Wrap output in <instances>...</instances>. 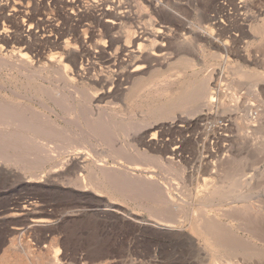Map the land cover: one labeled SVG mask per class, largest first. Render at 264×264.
Returning <instances> with one entry per match:
<instances>
[{
  "label": "rangeland",
  "instance_id": "obj_1",
  "mask_svg": "<svg viewBox=\"0 0 264 264\" xmlns=\"http://www.w3.org/2000/svg\"><path fill=\"white\" fill-rule=\"evenodd\" d=\"M99 1L0 0V257L14 244L27 246L43 264L57 247L63 262L75 264H264V0H121L123 19L113 28ZM142 30L152 35L145 50L166 55L124 79L130 90L100 103L105 114L96 117L88 95L103 87L106 56L119 50L109 51L110 39ZM19 51L36 71L46 66L45 76L9 70L5 61ZM88 52L94 53L93 73L77 77L66 57L86 65ZM57 62L69 65L54 72L49 67ZM205 82L213 88L210 106L195 97ZM75 90L82 93L78 100ZM16 106V126L6 129ZM71 148L85 159L83 171L68 165L76 152ZM96 163L125 166L142 182L131 187L121 174L103 179ZM78 171L88 183L85 192L64 174ZM146 177L173 203L144 183ZM30 202L32 212L22 209ZM198 216L217 218V227L199 226ZM161 221H176V229H162Z\"/></svg>",
  "mask_w": 264,
  "mask_h": 264
},
{
  "label": "bare ground",
  "instance_id": "obj_2",
  "mask_svg": "<svg viewBox=\"0 0 264 264\" xmlns=\"http://www.w3.org/2000/svg\"><path fill=\"white\" fill-rule=\"evenodd\" d=\"M99 2H101L102 4H103V6H105V11H104V16L106 17V18H108L107 19V23L109 24V26H111L112 28L113 27H115L116 25H117V22L119 21V20H121V19H123L122 17V14H123V11H122V8H121V6H120V2H121V0H101V1H99ZM122 5V4H121ZM102 6V5H101ZM103 9V10H104ZM130 15V14H129ZM214 20V19H213ZM110 27V28H111ZM112 30V29H111ZM140 30V29H139ZM261 31V30H260ZM30 32V29H28V33ZM150 35H151V33H150V31L149 30H142V31H140V32H135V33H133L132 35L131 34H127L125 37H123V36H118L116 39H113V37H112V39H110V44H109V46H108V49H109V51L110 50H112V48L116 45L117 47H118V52H117V54H115V56H113V55H111L110 53H109V55L108 56H106L105 58H106V60H105V63L107 64V67H106V69H107V77H106V79H104L103 80V82H104V85H103V87L100 89V91L99 92H94V93H90V96L88 95V97H89V100H88V104L91 106L92 104H94L95 105V109H96V117H100L103 113L101 112V110H100V103H102L104 100H106V99H108V98H110V96H112L113 95V93L114 92H116L117 90H119V92H123V93H126V92H128L129 90H130V88L131 87H129L128 86V83H122V81L125 79H129V77H131L132 75H137V73L138 72H140V71H142L143 69H145V68H147V66H148V64L151 62V61H154V60H152V58H163L164 57V55H166L165 53H164V49H160V51H158V52H156V50H155V52L152 50V49H150V50H148V51H146L145 50V48H144V44L143 43H145V42H147L149 39H150ZM152 36V35H151ZM210 36V35H209ZM123 39H125V41L122 43V40ZM183 40V39H182ZM63 45V44H62ZM61 45V46H62ZM104 47H106V46H104ZM100 49V48H99ZM107 50V49H106ZM30 51V50H29ZM72 51V50H71ZM100 52H106L103 48L102 49H100L99 50ZM108 51V50H107ZM21 52L19 51V54H12V55H10V58L8 59V60H6L5 61V63H4V65L5 66H7V67H9L10 69L9 70H12V71H14V72H16V73H18L19 75L21 74V75H24V76H28V77H34V76H38V77H41V76H43V75H41L43 72L41 71V70H45V68H46V66H45V68H39V69H41V70H39V71H36L35 70V67H34V65H33V63L29 60V58L27 57V55L25 54V53H21ZM96 53V52H95ZM106 54H108V53H106ZM97 55V54H96ZM98 55H99V53H98ZM104 56V55H103ZM87 57H88V59H87V63L88 64H84V58L82 59V57L80 58V60H83V61H78V58H77V56H75V55H67V57H66V62H68V63H70L71 64V66H72V68H73V70H74V74L77 76V77H80L81 76V74H83V71L85 72V71H87L89 68H88V65L89 64H91L92 66H94V64H95V62H94V53H91V52H88V54H87ZM98 57V59H99V56H97ZM73 59L72 61H70V59ZM103 58V57H102ZM101 57H100V59H102ZM104 59V58H103ZM4 61V60H3ZM156 61V60H155ZM179 62V61H178ZM181 62V61H180ZM97 63V62H96ZM100 64V63H99ZM151 64V63H150ZM156 64V63H155ZM191 64V63H190ZM69 65V64H68ZM68 65H65V63H62V62H57V63H54V64H52L51 65V67H49L50 69H52V70H54V72H58V73H60L61 71H62V68H66ZM96 65V64H95ZM103 65H105V64H103ZM150 66V65H149ZM42 67V66H41ZM96 67V66H95ZM149 68V67H148ZM190 68V67H189ZM4 69V68H3ZM93 68H91V70H92ZM95 69V68H94ZM97 69V68H96ZM150 69V68H149ZM148 69V70H149ZM47 70V69H46ZM91 70H88V72L89 71H91ZM51 71V70H50ZM146 71V70H145ZM46 72V71H45ZM53 72V71H52ZM51 72V73H52ZM53 72V73H54ZM92 72V71H91ZM90 73V72H89ZM93 73V72H92ZM145 73L146 72H144V75H145ZM49 74V73H48ZM47 74V75H48ZM86 74V73H85ZM140 75L142 74V73H139ZM56 75V74H55ZM103 75V74H102ZM23 76V77H24ZM45 76V75H44ZM50 77V76H49ZM49 77H48V79H49ZM14 78V77H13ZM64 78V77H63ZM62 78V79H63ZM101 78H102V76H101ZM26 79V78H25ZM43 79H45V78H43ZM47 79V78H46ZM136 79H137V77H136ZM205 79V78H204ZM38 80V79H37ZM102 79H99V81H101ZM30 81H31V79H30ZM49 81V80H48ZM134 81V80H133ZM35 82V81H34ZM42 82V81H41ZM40 82V83H41ZM45 82V81H44ZM51 82V81H50ZM50 82H48V83H50ZM64 82V81H63ZM97 82V81H96ZM129 82V81H128ZM193 82V81H192ZM35 83H38V82H35ZM93 83H95V81L93 82ZM92 83V84H93ZM43 84V83H42ZM95 84H97V83H95ZM41 85V84H40ZM69 85V84H68ZM49 87V86H48ZM67 87V86H66ZM210 86L208 85V82L206 83H203L202 85H201V87L200 86H198L196 89H198V92H196L195 93V97H196V99H198V101L200 100H203V104L204 105H206V106H210V104H212V94H211V91H212V89L211 88H209ZM52 88V87H51ZM72 88V87H71ZM70 88V89H71ZM75 88V87H74ZM70 89H68V91L70 90ZM191 89H192V91H193V88L191 87ZM44 90H47V88L46 89H44ZM57 90V89H56ZM65 90V89H64ZM73 90V89H72ZM71 90V91H72ZM121 90V91H120ZM59 91V90H58ZM60 92V91H59ZM80 92V91H79ZM77 90H75V91H73V93L72 92H70V93H72V94H74L75 96L74 97H76V96H82V93L80 94ZM84 92V91H83ZM85 92H87V91H85ZM121 92V93H122ZM13 93V92H12ZM52 93V92H51ZM56 93V92H55ZM55 93H54V97H55ZM62 93V92H61ZM89 93V92H88ZM183 93V92H182ZM45 94V93H44ZM65 94V93H64ZM85 94V93H84ZM46 95H48V94H46ZM57 95V94H56ZM61 95H63V93L61 94ZM67 95V94H66ZM70 95V94H69ZM174 95V94H173ZM58 96V95H57ZM57 96H56V98H57ZM72 96V95H71ZM70 96V97H71ZM191 97V96H190ZM55 98V99H56ZM59 98V97H58ZM78 98H80V97H78ZM183 98V97H182ZM70 100V98H67L66 100ZM73 98H71V100H72ZM76 99H77V97H76ZM85 99V98H84ZM63 100V99H62ZM65 100V101H66ZM70 100V101H71ZM74 100V99H73ZM78 100V99H77ZM79 100H83V99H79ZM6 101V100H5ZM68 102V101H67ZM67 102H64V103H67ZM83 102H86V101H84L83 100ZM82 102V103H83ZM109 102V101H108ZM107 102V103H108ZM59 103V102H58ZM63 103V104H64ZM86 103V105L88 106V104ZM175 103V102H174ZM54 104H56V102L54 103ZM74 104V103H73ZM114 104V103H113ZM176 104V103H175ZM190 104V103H189ZM188 104V105H189ZM21 105V104H20ZM19 105V106H20ZM60 105V104H59ZM62 105V104H61ZM67 105V104H66ZM75 105V104H74ZM83 105V104H82ZM115 105V104H114ZM7 106V105H6ZM45 106V105H44ZM64 106H65V104H64ZM69 106H70V104H69ZM84 106V105H83ZM83 106H81L80 105V107H83ZM89 106V107H90ZM102 106V105H101ZM192 106V105H191ZM205 106V107H206ZM63 107V106H62ZM72 108H73V105L71 106ZM92 107V106H91ZM103 107V106H102ZM13 108V107H12ZM11 108V110L9 111V112H11L12 113V122L10 123V122H8L7 123V127H6V129H8V127L10 126H16V123L15 122H13L14 121V117H13V115L15 114L14 112H16L17 110H19L21 107H19V108H17V106H16V108L14 107L13 109ZM70 108V107H69ZM75 108V107H74ZM94 108V107H93ZM179 108V107H178ZM4 109H5V107H4ZM29 109V108H28ZM31 109V108H30ZM50 109V108H49ZM61 109V108H60ZM64 109V108H63ZM65 109H68V108H65ZM64 109V110H65ZM83 109H84V107H83ZM94 109V110H95ZM106 109V108H105ZM168 109H170L171 110V108H168ZM23 110H24V112H25V110L26 109H24L23 108ZM169 110V111H170ZM5 111V110H4ZM21 111V110H20ZM86 111V110H85ZM167 111V110H166ZM27 112V111H26ZM26 112H25V115H26ZM66 112H67V110H66ZM73 112V111H72ZM71 112V113H72ZM76 112V111H75ZM10 113V114H11ZM78 113V112H77ZM107 113V112H106ZM256 113V112H255ZM260 113V112H259ZM34 114H36V113H34ZM33 114V115H34ZM39 114V113H38ZM42 114H43V112H42ZM73 114V113H72ZM92 114L94 115V113L92 112ZM105 114V113H104ZM103 114V115H104ZM112 114H115V115H117L118 113H112ZM112 114H110V115H112ZM169 114V113H168ZM28 115V114H27ZM44 115V114H43ZM42 115V116H43ZM67 115V114H66ZM74 115V114H73ZM83 115V114H82ZM92 115V116H93ZM119 116H120V114H118ZM118 115H117V117H118ZM255 115V114H254ZM5 116V115H4ZM8 116V115H7ZM9 116V117H10ZM14 116H16V115H14ZM40 116V115H39ZM42 116L40 117V118H42ZM91 116V117H92ZM113 116V115H112ZM6 117V116H5ZM74 117V116H73ZM76 118H77V116H75ZM85 117V116H84ZM87 117V116H86ZM90 117V118H91ZM108 117V116H107ZM114 117V116H113ZM121 117V116H120ZM253 117V116H252ZM17 118H18V115H17ZM24 118V117H23ZM76 118H73V119H76ZM89 118V119H90ZM95 118V117H94ZM6 119V118H5ZM37 119V121H39L38 120V118H36ZM35 119V120H36ZM88 119V118H87ZM254 119V118H253ZM45 120V119H44ZM49 120V119H48ZM47 120V121H48ZM94 120H96V119H94ZM101 120V119H100ZM252 120V119H251ZM259 120V119H258ZM8 121V120H7ZM6 121V122H7ZM18 121V120H17ZM30 121V120H29ZM36 121V122H37ZM41 121V120H40ZM42 121H43V119H42ZM50 121V120H49ZM48 121V122H49ZM77 121H78V119H77ZM88 121V120H87ZM90 121H92L93 122V120H90ZM97 121V120H96ZM95 121V122H96ZM111 121V120H110ZM20 121H18V123H19ZM35 122V121H34ZM46 122V120L43 122V123H45ZM74 122V121H73ZM73 122H72V124H73ZM75 122H76V120H75ZM100 122H102V121H100ZM99 122V123H100ZM17 123V124H18ZM43 123H42V125H43ZM47 123V122H46ZM51 123H52V121H51ZM55 123V122H54ZM54 123H53V126H55L54 125ZM99 123H97V124H99ZM129 123V122H128ZM20 124V123H19ZM79 124V123H78ZM91 124V123H90ZM88 125V126H92V125ZM93 124V123H92ZM101 124V123H100ZM104 124H108V123H104ZM259 124V123H258ZM261 124V123H260ZM38 125V124H37ZM46 125H48V124H46ZM45 125V126H46ZM96 125V124H95ZM103 125V124H102ZM111 125V124H110ZM114 125V124H113ZM113 125H111V126H113ZM120 125H121V123H120ZM12 126V127H13ZM18 126V125H17ZM22 126H24V125H22ZM26 126V125H25ZM36 126V125H35ZM57 126V125H56ZM75 126V125H74ZM119 126V125H118ZM261 125H259V127H260ZM19 127V126H18ZM20 127H21V125H20ZM19 127V128H20ZM31 127V126H30ZM29 127V128H30ZM41 126H39V128H40ZM115 127V126H114ZM121 127V126H120ZM119 127V128H120ZM142 127V126H141ZM258 127V128H259ZM261 127H263L264 128V126H263V124H262V126ZM24 128V127H23ZM43 128H44V126H43ZM60 128V127H59ZM106 128V127H105ZM108 128V127H107ZM130 128V127H129ZM143 128V127H142ZM1 129V128H0ZM31 129H32V127H31ZM34 129H36V127L34 128ZM55 129V128H54ZM109 129V128H108ZM115 129V128H114ZM132 129V128H131ZM14 130V129H13ZM37 130V129H36ZM40 130H41V128H40ZM90 130V129H89ZM112 130V129H111ZM110 130V131H111ZM133 130V129H132ZM136 130V129H135ZM147 130V129H146ZM253 130V129H252ZM6 131V130H5ZM8 131V130H7ZM34 131V130H33ZM45 131H47V130H45ZM62 131V130H61ZM113 131V130H112ZM119 131H120V129H119ZM131 131V130H130ZM134 131V130H133ZM15 132V131H14ZM24 132V131H23ZM28 132V131H27ZM38 132V131H37ZM42 132V131H41ZM48 132V131H47ZM109 132V131H108ZM125 132H127V131H125ZM132 132V131H131ZM136 132H138V131H136ZM136 132L134 131V133L136 134ZM144 132H145V129H144ZM22 133V132H21ZM20 133V134H21ZM43 133V132H42ZM54 133H56V132H54ZM113 133H114V131H113ZM6 134V133H5ZM16 134V133H15ZM34 134H36V133H34ZM37 134H39V133H37ZM45 134V133H44ZM43 134V135H44ZM50 134V133H49ZM48 134V135H49ZM52 134V133H51ZM50 134V135H51ZM83 134V133H82ZM107 134H109V133H107ZM115 134H117V133H115ZM114 134V135H115ZM132 134V133H131ZM156 134V133H155ZM262 134V133H261ZM264 134V133H263ZM10 135H11V132H10ZM30 135H31V133H30ZM42 135V134H41ZM42 135V136H43ZM47 135V134H46ZM92 135V134H91ZM101 135V134H100ZM113 135V134H112ZM133 135V134H132ZM18 136V135H17ZM16 136V137H17ZM23 135H21V138H23L22 137ZM29 136V135H28ZM27 136V137H28ZM34 136V135H33ZM53 136V135H52ZM63 136V135H62ZM64 136H65V134H64ZM102 136V135H101ZM134 136H136V135H134ZM12 137V136H11ZM19 137V136H18ZM17 137V138H18ZM25 137V136H24ZM29 137H31V136H29ZM51 137V136H50ZM49 137V138H50ZM55 137V136H54ZM107 137V136H106ZM1 138V137H0ZM6 138V137H5ZM4 138V139H5ZM15 138V137H14ZM16 138V139H17ZM77 138V137H76ZM86 138V137H85ZM96 138H97V136H96ZM138 138V137H137ZM142 138V137H141ZM261 138V137H260ZM15 139V140H16ZM30 139V138H29ZM107 139V138H106ZM133 139V138H132ZM135 139V138H134ZM133 139V140H134ZM144 139V138H143ZM154 139V138H153ZM6 140V139H5ZM15 140H13V141H15ZM17 140H19V138L17 139ZM22 140H25L26 141V139H22ZM60 140V139H59ZM95 140V139H94ZM155 140V139H154ZM7 141V140H6ZM13 141H12V143H10V146H11V144H13ZM21 141V140H20ZM33 141V140H32ZM32 141H30L31 143H32ZM36 141V140H35ZM43 141V140H42ZM34 142V141H33ZM40 142V141H39ZM107 142V141H106ZM148 142H150L149 140H148ZM148 142H147V145L149 146V144H148ZM5 143V142H4ZM3 143V144H4ZM29 143V142H28ZM36 143V142H35ZM41 143V142H40ZM43 143V142H42ZM79 143V142H78ZM82 142H80V144H81ZM153 143V142H152ZM156 143V142H155ZM260 143V142H259ZM264 143V142H263ZM2 144V143H1ZM16 144V143H15ZM75 144V143H74ZM109 144V143H108ZM107 144V145H108ZM33 145V144H32ZM37 145V144H36ZM43 145V144H42ZM92 145V144H91ZM104 145V144H103ZM114 145V144H113ZM112 145V146H113ZM146 145V146H147ZM255 145V144H254ZM21 146V145H20ZM19 146V147H20ZM39 146H40V144H39ZM44 146V145H43ZM76 146H78V145H76ZM81 146H82V144H81ZM158 146V145H157ZM67 147H71V146H67ZM73 147V146H72ZM80 146H78V148H79ZM111 147V146H110ZM9 148H11V147H9ZM8 148V149H9ZM15 148V147H14ZM18 148V147H17ZM41 148V147H40ZM64 148V147H63ZM78 148H77V151L76 150H74V149H72V150H74V151H76L75 152V154L73 155V156H71L70 157V159L68 158V165H71V164H73L74 166H76L77 167V169L79 170V171H83V169H85L84 168V163H85V159H83L82 157H81V153H80V150H78ZM83 148V147H82ZM151 148V147H150ZM158 148V147H157ZM178 148L179 147H175L174 149H177L178 150ZM33 149V148H32ZM46 149V148H45ZM48 149V148H47ZM76 149V148H75ZM80 149V148H79ZM116 149V148H115ZM168 149H169V147H168ZM21 150V149H20ZM51 150V149H50ZM45 151H48V150H45ZM55 151V150H54ZM66 151H67V149H66ZM173 151V150H172ZM33 152V151H32ZM50 151H48L47 152V154L49 153ZM52 152V151H51ZM51 152H50V154H51ZM68 152V151H67ZM71 152V151H70ZM73 152V151H72ZM123 152V151H122ZM131 152V151H130ZM176 152V151H175ZM28 153V152H27ZM66 152H64V154H65ZM141 153V152H140ZM143 153V152H142ZM173 153V152H172ZM178 153V152H177ZM176 153V154H177ZM38 154V153H37ZM49 154V155H50ZM82 154H84V153H82ZM134 154V153H133ZM31 155H34V154H31ZM131 155V154H130ZM171 155V154H170ZM34 156H36V153H35V155ZM34 156H31V157H33L34 158ZM52 156V155H51ZM50 156V157H51ZM82 156H85V155H82ZM101 156V155H100ZM133 156V155H132ZM138 156V155H137ZM29 157V156H28ZM41 157V156H40ZM43 157V156H42ZM47 157V156H46ZM45 157V158H46ZM103 157V156H102ZM120 157V156H119ZM146 157V156H145ZM152 157V156H151ZM12 158H14V157H12ZM11 158V159H12ZM101 158V157H100ZM115 158H117V157H115ZM134 158V160H135V157H133ZM141 158H142V156H141ZM168 159H169V157H167ZM10 159V158H9ZM40 159V158H39ZM50 159H52V158H50ZM89 159V158H88ZM147 159H149V158H147ZM47 160V159H46ZM55 160V159H54ZM103 160V159H102ZM109 160V159H108ZM115 160V159H114ZM132 160V159H131ZM150 160V159H149ZM151 160H153V159H151ZM8 161V160H7ZM17 161V160H16ZM47 161H49V158H48V160ZM66 161V162H67ZM88 161V160H87ZM113 161V160H112ZM15 162V161H14ZM13 162V163H14ZM19 162V161H18ZM17 162V163H18ZM95 162H97V161H95ZM103 162V161H102ZM45 163V162H44ZM135 163V162H134ZM16 164V163H15ZM64 164V163H63ZM88 164H89V162H88ZM103 164H105V163H103ZM103 164H97L96 163V165L95 164H93V165H95L102 173H104L102 176V178L104 179L105 177V174H106V177H107V175L109 176V174H114V175H119V174H121L122 176H124L125 178H127V180H129L132 184H130V185H133V182H134V184H135V182L136 183H138V182H142V178L141 177H136V175L135 174H132V173H130L128 170H129V168L128 169H126L125 168V166H123L122 168H118V167H114V166H106V165H108V164H106V165H103ZM117 164V163H116ZM119 164V163H118ZM117 164V165H118ZM145 164V163H144ZM17 165V164H16ZM113 165H115V164H113ZM116 165V166H117ZM120 165V164H119ZM53 166V165H52ZM63 166H65V165H63ZM90 166H91V164H90ZM51 167V166H50ZM92 167V166H91ZM94 167V166H93ZM151 167V166H150ZM57 168V167H56ZM60 168V167H59ZM63 168H65V167H63ZM62 168V171H64V169ZM69 168V167H68ZM72 168V167H71ZM49 169V168H48ZM61 169V168H60ZM91 169H93V168H91ZM133 169V168H132ZM54 170H58V169H54ZM54 170H51L52 172L51 173H55L56 174V172L54 171ZM75 170V169H74ZM88 170V169H87ZM94 170V169H93ZM98 170V171H99ZM48 171V170H47ZM78 171V172H79ZM58 172V171H57ZM60 172V171H59ZM75 172V173H71V174H68V173H64V174H66V179H67V181H68V183L69 184H73V186L74 185H76V187H77V189H80V190H84V192L88 189V183H87V181H85V176L81 173V172ZM93 172V171H92ZM96 172V171H95ZM133 172V171H132ZM134 173V172H133ZM64 174H60L61 176L62 175H64ZM73 174V175H72ZM30 175V174H29ZM38 175V174H37ZM52 175V174H51ZM71 175H72V177H71ZM94 175V174H93ZM96 175V174H95ZM110 175V176H111ZM138 175V174H137ZM25 176V175H24ZM30 176H32V177H34L35 176V174H34V176H33V174H31ZM29 176V177H30ZM40 176H42V175H40ZM40 176H38V177H40ZM44 176H46V175H44ZM65 176V175H64ZM91 176H92V173H91ZM141 176V175H140ZM152 176V175H151ZM23 177V176H22ZM26 177V176H25ZM93 177V176H92ZM95 177V176H94ZM97 177V176H96ZM95 177V178H96ZM100 177H101V175H100ZM120 177V176H119ZM145 177V176H144ZM34 178H37V177H34ZM54 178H56V177H54ZM59 178H62V177H60L59 176ZM64 178V177H63ZM125 178H123V179H125ZM31 179V178H30ZM40 179V178H39ZM99 179V178H98ZM105 179H107V178H105ZM137 181H136V180ZM28 180V179H27ZM33 180V179H32ZM55 180V179H54ZM62 180V179H61ZM95 180V179H94ZM98 181V180H97ZM96 181V183H98ZM119 181V180H118ZM28 182V181H27ZM30 182V181H29ZM123 182V181H122ZM144 183H147V184H150L151 186H157V188H158V184H156L155 182H152L151 181V177H149V178H147L146 177V179H144V181H143ZM108 183V182H107ZM111 183V182H110ZM117 184H119L118 182H116ZM127 183V182H126ZM140 183H138V184H140ZM63 184V183H62ZM92 185H93V183H91ZM128 184V185H129ZM68 185V184H67ZM66 185V186H67ZM97 185V184H96ZM99 185V184H98ZM124 185V184H123ZM137 185V184H136ZM163 185V184H162ZM72 186V185H71ZM72 186V188H74ZM122 186V185H121ZM135 185H133V186H131V187H134ZM144 186V185H143ZM100 187V186H99ZM103 187V186H102ZM102 187H100V188H102ZM154 187V188H155ZM160 187H161V185H160ZM143 188V187H142ZM97 189V188H96ZM113 189V188H112ZM156 189V188H155ZM155 189H153V190H155ZM158 189H159V192H158ZM158 189H156L157 191L156 192H158L159 194H161L163 197V200H164V202H170V204H171V202H172V198H170V195H168V193L167 192H165V191H163V190H161L160 188H158ZM99 191V190H98ZM120 191V190H119ZM150 196V195H149ZM153 199V198H152ZM161 199V198H160ZM159 201V200H158ZM159 203H161V201L159 202ZM173 203V202H172ZM35 206V204H31V202L30 203H28V204H26V205H24L23 206V208L22 209H26V210H28V211H31L32 212V210L34 209L33 207ZM36 207V206H35ZM167 207V206H166ZM236 207V206H235ZM20 208H21V206H20ZM241 209V208H240ZM245 209V208H244ZM163 210V209H162ZM235 210V209H234ZM250 210V209H249ZM27 211V212H28ZM160 211H161V209H160ZM166 211V210H165ZM33 212H35V211H33ZM163 212V211H162ZM172 212V211H171ZM243 212V211H242ZM241 212V213H242ZM249 212V211H248ZM164 213V212H163ZM237 213H239V212H237ZM247 213V212H246ZM250 213V212H249ZM162 214V213H161ZM170 214V213H169ZM173 214H174V212H173ZM245 214V213H244ZM13 215V214H12ZM160 215V214H159ZM31 216V215H30ZM155 216V215H154ZM196 216V215H195ZM35 217V216H34ZM231 217V216H230ZM212 219L213 217H209V219ZM31 219V218H30ZM160 218H158V220H159ZM209 219H206L205 217H203V216H198V222H199V226H206V228H209V227H213L214 229L217 227L216 225V227L214 226V224L217 222L218 223V221H216L217 220V218H215V219H212L213 221H215V222H213L212 220V223H213V225L210 223L211 221L209 220ZM263 219V218H262ZM50 220V219H49ZM33 222H36V223H42L43 221H41V220H38V219H36V220H34ZM162 222V221H161ZM169 222V221H168ZM170 222H172V221H170ZM169 222V223H170ZM176 221H174V223H175ZM173 223V222H172ZM173 223V224H174ZM195 223H197L196 221H195ZM220 223V222H219ZM173 224H164L163 222H162V224H160V223H156V225H158L159 227H161L162 229H165V230H172V229H176V226H175V224L173 225ZM198 224V223H197ZM197 224H194V225H196L197 226ZM224 225V224H223ZM260 225V224H259ZM242 226V225H241ZM251 227V226H250ZM196 228V227H195ZM200 227H198L197 228V231H198V229H199ZM205 228V227H204ZM205 228V229H206ZM220 228V227H219ZM182 229V228H181ZM201 229V228H200ZM199 229V230H200ZM210 229V228H209ZM201 230H203V228L201 229ZM200 230V231H201ZM222 230V229H221ZM240 230V229H239ZM200 231H199V233H200ZM208 231H210V230H208ZM211 231H213L212 229H211ZM223 231H224V228H223ZM229 231V230H228ZM228 231H226L227 232V234H228ZM242 231H243V229H242ZM201 232H204V231H201ZM230 232V231H229ZM231 232H233V230L231 231ZM211 233H213V232H211ZM203 234V233H202ZM220 234H221V232H220ZM226 234V233H225ZM234 234V233H233ZM200 235H201V233H200ZM206 235H207V232H206ZM208 235H210V234H208ZM207 235V236H208ZM230 235V234H229ZM229 235H227V236H229ZM204 236H205V234H204ZM221 236H223V235H221ZM233 236V235H232ZM219 237L220 236H218V239H219ZM225 237V236H224ZM224 237H222V239H220V240H222L223 242H224V240H223V238ZM235 237H237V236H235ZM214 238V237H213ZM213 238H212V240H213ZM226 238H229V237H226ZM231 238V237H230ZM229 238V239H230ZM238 239V238H237ZM54 240V239H53ZM52 240V241H53ZM215 240V239H214ZM231 240V239H230ZM216 241H217V238H216ZM221 241V242H222ZM232 241V240H231ZM239 241H240V238H239ZM228 241H226V242H224V243H227ZM230 242V241H229ZM236 242V241H235ZM53 243V242H52ZM56 243V241L54 242V245H58V244H55ZM234 243V242H233ZM232 243V244H233ZM51 244V243H50ZM51 245H53V244H51ZM235 245V244H234ZM15 245L13 244L10 248H8L6 251H5V253H3V255H2V257H0V264H41L42 262V260H40V262L41 263H39L38 262V260H36V259H33L32 258V256H30V254H29V252L30 251H28L29 249H27V246L26 247H24L23 248V250H18V249H16L15 247H14ZM208 246V245H207ZM210 246H211V244H210ZM210 246H209V248H210ZM228 246V245H227ZM232 246V245H231ZM58 248V247H57ZM54 249L53 251H51L52 253V257L50 258L51 260H49V261H51L50 262V264H75V263H67V262H63L62 261V259L59 257V249ZM242 248V247H241ZM245 248V247H244ZM238 249V248H237ZM246 249V248H245ZM51 250H52V248H51ZM254 250V249H253ZM50 251V250H49ZM254 252V251H253ZM50 253V252H49ZM50 254V255H51ZM46 255V254H45ZM44 255V256H45ZM49 256V255H48ZM49 258V257H48ZM65 259V258H64ZM44 261H46V260H44ZM49 261H47V262H49ZM82 261V260H81ZM46 262V264H48ZM213 262V261H212ZM215 262V261H214ZM43 264V263H42ZM79 264H87L86 262H84V261H82V262H80ZM215 264H217L216 262H215Z\"/></svg>",
  "mask_w": 264,
  "mask_h": 264
}]
</instances>
